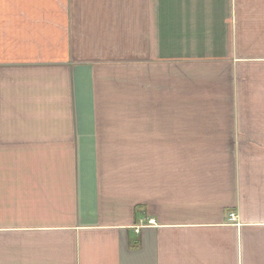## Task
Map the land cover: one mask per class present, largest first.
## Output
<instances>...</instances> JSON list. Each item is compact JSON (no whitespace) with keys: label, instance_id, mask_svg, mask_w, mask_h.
Segmentation results:
<instances>
[{"label":"crops","instance_id":"0c3cea01","mask_svg":"<svg viewBox=\"0 0 264 264\" xmlns=\"http://www.w3.org/2000/svg\"><path fill=\"white\" fill-rule=\"evenodd\" d=\"M122 66L164 84L155 193L104 170ZM0 264H264V0H0Z\"/></svg>","mask_w":264,"mask_h":264},{"label":"rangeland","instance_id":"374dc122","mask_svg":"<svg viewBox=\"0 0 264 264\" xmlns=\"http://www.w3.org/2000/svg\"><path fill=\"white\" fill-rule=\"evenodd\" d=\"M128 70V66L118 70L122 80L106 104L108 114L101 118L117 128L109 132L115 140H107L103 147L104 170L122 183L135 179L138 191L155 193L164 178V84L154 81L158 76L150 70L134 74ZM119 126L133 130L124 133Z\"/></svg>","mask_w":264,"mask_h":264},{"label":"built area","instance_id":"2783aa9c","mask_svg":"<svg viewBox=\"0 0 264 264\" xmlns=\"http://www.w3.org/2000/svg\"><path fill=\"white\" fill-rule=\"evenodd\" d=\"M230 217H231V219H235L237 216H236V213H231L230 214Z\"/></svg>","mask_w":264,"mask_h":264}]
</instances>
